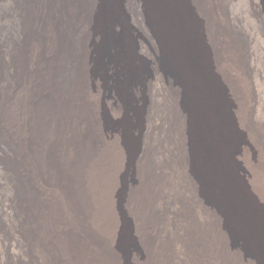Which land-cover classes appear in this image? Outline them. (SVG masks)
<instances>
[{
    "label": "bare ground",
    "instance_id": "6f19581e",
    "mask_svg": "<svg viewBox=\"0 0 264 264\" xmlns=\"http://www.w3.org/2000/svg\"><path fill=\"white\" fill-rule=\"evenodd\" d=\"M0 264H264V0H0Z\"/></svg>",
    "mask_w": 264,
    "mask_h": 264
}]
</instances>
